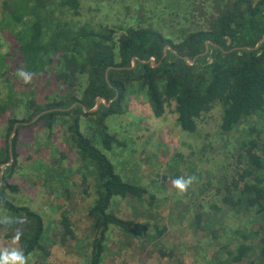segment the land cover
I'll return each instance as SVG.
<instances>
[{"label": "trees", "instance_id": "trees-1", "mask_svg": "<svg viewBox=\"0 0 264 264\" xmlns=\"http://www.w3.org/2000/svg\"><path fill=\"white\" fill-rule=\"evenodd\" d=\"M79 3L0 0V28L8 32L14 46L12 52L0 51V76L7 81L10 70L16 71L18 79V70L33 74L31 83L22 80L30 95L21 109L17 110L19 98L13 96L10 83L0 96V235L14 239L21 234L18 241L14 239V249L24 253L28 264L30 259L33 264H46L53 243L65 246L78 236L66 208L51 220L7 197L6 192L18 190L13 175L21 171L22 130L44 131L45 144L51 145L47 149L50 164L59 165L71 154L93 167V195L85 208L89 240L84 254L86 264H100L110 226L143 227L116 214L110 208L111 198L141 196L145 191L124 179L104 153L117 142L106 132L104 119L125 111L130 94H140L153 116L171 109L179 127L193 131L216 101L220 108L217 133L225 135L224 144L233 134L234 144L226 148L225 166L230 171L213 192L225 211L251 215V228L247 234L241 232L245 241H237L225 259L229 264L245 260L264 264V0H134L122 5L123 16L115 10L120 20L114 23L67 20L65 12L79 13ZM9 57L15 59L14 66ZM46 84L51 91L44 99H36L33 85L43 89ZM6 108L11 110L8 115ZM255 111L262 117L256 123L263 122L245 127V117ZM80 116L94 121L99 135L82 132ZM56 131L62 147L54 144ZM208 215L198 211L191 221L199 226L205 216L206 224Z\"/></svg>", "mask_w": 264, "mask_h": 264}, {"label": "rangeland", "instance_id": "rangeland-1", "mask_svg": "<svg viewBox=\"0 0 264 264\" xmlns=\"http://www.w3.org/2000/svg\"><path fill=\"white\" fill-rule=\"evenodd\" d=\"M128 2L134 0H80L79 13L72 14L67 10L64 17L78 22L102 19L114 23L120 20L116 19L115 10H120L123 16L122 5ZM5 49L12 52L14 46L8 32L0 28V51ZM14 60L12 57L7 59L11 66H14ZM14 72L7 71L10 75L7 81L0 76V96L7 92L10 83L13 96L19 98L16 105L19 110L30 91ZM33 88V95L38 100L44 99L51 91L47 84L43 89L35 85ZM125 107V111L104 119L106 132L113 134L117 142L113 141L111 147L103 151L124 179L144 187L145 191L141 196L115 195L111 198L110 208L122 217L138 221L143 227L123 229L110 226L105 234V250L100 264H229L225 255L237 241H245L241 232L247 234L248 227L251 228L248 221L251 215L247 212L243 215L241 210L236 215L225 211L226 207L213 192L222 176L230 171L225 166L229 159V149L226 148L234 144L233 134H229L224 144L225 135L217 133L218 103L214 101L202 114L193 131L180 128L171 109L165 108L162 114L153 116L149 104L140 94H130ZM5 110L6 115L11 111L10 108ZM16 114L20 115V111ZM258 114L259 111H255L246 116L245 127L261 120ZM2 121L0 118V131L3 130ZM79 121L82 132L89 134L92 131L99 135L94 121L91 123L82 116ZM262 122L258 121L256 125ZM239 134L242 133L236 136ZM44 135L42 129L31 127L21 131L18 157L21 171L13 175L19 183L18 190L6 194L9 199L33 207L51 220L66 208L78 236L65 246L53 243L45 262L86 264L84 245L89 240V228L85 229V208L93 195V167L88 162L82 164L74 155L69 156L71 154L62 158L59 165L50 164L51 153L47 150L50 144H45ZM55 135L54 144L64 146L60 132L56 131ZM35 139L39 147L36 152ZM96 145L102 149L100 143L96 142ZM188 176L197 180L181 196L172 182ZM83 187L87 193L83 192ZM198 211L211 215H208L206 224L205 216H202L199 226H195L191 217ZM219 216H222L224 225L220 224ZM5 230L7 227L3 226ZM14 248L12 237L0 235V252ZM32 262L30 259L29 264ZM230 264H246V260Z\"/></svg>", "mask_w": 264, "mask_h": 264}, {"label": "clouds", "instance_id": "clouds-1", "mask_svg": "<svg viewBox=\"0 0 264 264\" xmlns=\"http://www.w3.org/2000/svg\"><path fill=\"white\" fill-rule=\"evenodd\" d=\"M17 76L23 80L24 83H31L33 74L24 70H18ZM197 178L188 176L187 178L181 177L174 180L173 186L178 190V194L183 196L187 193L189 188L196 182ZM20 233H17L15 240H19ZM0 264H28L27 257L19 249L8 250L0 252Z\"/></svg>", "mask_w": 264, "mask_h": 264}, {"label": "water", "instance_id": "water-1", "mask_svg": "<svg viewBox=\"0 0 264 264\" xmlns=\"http://www.w3.org/2000/svg\"><path fill=\"white\" fill-rule=\"evenodd\" d=\"M99 98H100V97H99ZM99 98L96 99V103L98 102ZM96 103H95V104H96ZM12 132H13V130H12ZM12 132H11V133H12ZM10 158H11V156H10Z\"/></svg>", "mask_w": 264, "mask_h": 264}]
</instances>
